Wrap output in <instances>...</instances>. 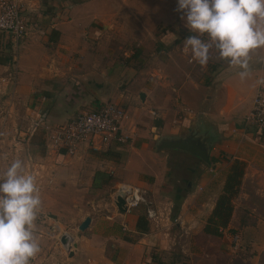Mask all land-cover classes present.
Listing matches in <instances>:
<instances>
[{
    "label": "crops",
    "instance_id": "0c3cea01",
    "mask_svg": "<svg viewBox=\"0 0 264 264\" xmlns=\"http://www.w3.org/2000/svg\"><path fill=\"white\" fill-rule=\"evenodd\" d=\"M18 1L21 13L36 21L39 30H30L21 44L14 102H5L11 114L5 123L0 118V237L11 243L0 264H195L200 252L212 251L206 241L215 246L214 254L201 264H214L218 254L230 250L233 232L243 241L253 230L264 232L256 211L258 204L264 210V127L246 125L243 119L264 81V66L259 68L256 60L239 70L226 66L204 86L185 69L178 80L171 77L186 61L185 46L191 40H177L178 51L161 50L147 63L140 49L132 54L104 50L106 40H129L116 33L120 11L130 18L129 12L140 10L146 21L135 27L168 41L169 35L156 29L184 24L187 8L199 9V0ZM234 1L215 2L209 14L234 18L236 10H243ZM195 23L190 27L196 35ZM261 26L257 21L256 27ZM252 34L240 41L242 59L261 53ZM9 57V38L0 31V74ZM151 61L155 64L147 65ZM105 102L126 109L125 142L111 141L99 150L81 145L66 155L51 150L42 127L25 132L39 117L58 125ZM235 161L243 174L230 221L221 236L207 234L203 227ZM45 170H52L53 178L44 192L33 177ZM72 175L86 185L83 191L93 188L91 196L67 198L58 177L71 186ZM121 184L147 191L163 216L158 225L147 218L144 206L127 213L115 209L112 195ZM87 216L86 228L73 231L74 236L68 232L74 242L66 254L60 238L67 230L61 231L58 223L74 220L79 226ZM249 217L256 220L250 227L245 226Z\"/></svg>",
    "mask_w": 264,
    "mask_h": 264
},
{
    "label": "built area",
    "instance_id": "2783aa9c",
    "mask_svg": "<svg viewBox=\"0 0 264 264\" xmlns=\"http://www.w3.org/2000/svg\"><path fill=\"white\" fill-rule=\"evenodd\" d=\"M209 8L215 6L209 0H201ZM234 5L238 9L257 10L264 13V0H235ZM198 31L189 43L186 60L194 64L200 59L206 58L218 46H223L230 40V32L227 20H223L216 14H206L198 20ZM39 30L37 22L29 20L21 11L17 0H0V31L7 34L9 38L10 57L7 61V70L0 74V118L3 123L10 116L9 107L5 102L12 104L19 73V55L21 44L30 30ZM191 113L190 110H186ZM152 115L157 111L151 110ZM127 118L126 109L114 102H105L92 110H81L69 121L49 125L42 118L31 121L25 132L33 128L42 127L49 147L54 152L63 150L66 155H73L81 145H86L91 150H99L111 141L125 142L128 134L123 130V123ZM246 125H254L256 128L264 127V81H260L252 97L249 111L243 117ZM121 195L124 203V211L119 210L116 205V197ZM115 209L120 213H127L139 206L145 207L147 218L158 225L163 217L160 210L154 207L153 202L145 189L128 184L119 185L112 195ZM168 217V214H167ZM175 223L177 219L173 220ZM66 243L63 248L66 254L71 250L72 244L67 243L71 237L64 232ZM242 240L238 232L231 234L230 251L240 253ZM11 243L4 242L0 237V258L10 250ZM101 264H116L112 261H104Z\"/></svg>",
    "mask_w": 264,
    "mask_h": 264
},
{
    "label": "rangeland",
    "instance_id": "374dc122",
    "mask_svg": "<svg viewBox=\"0 0 264 264\" xmlns=\"http://www.w3.org/2000/svg\"><path fill=\"white\" fill-rule=\"evenodd\" d=\"M141 4H144L147 0H138ZM219 0H209L211 4H214L215 2H218ZM19 3V1L17 0ZM200 8L195 10L193 8H187V12L184 19V24L178 25V26H167L163 27L162 29H156V32L165 33L169 35L168 41L159 40L157 36L153 35L148 31V28L141 27V29L135 27L139 25L140 23H143L146 21V17H144L143 12H140V10H137L135 13L129 12L132 17H124L125 11H120V16L117 17V21L121 25L117 30L116 33L119 34V38L121 39V36H126L129 38L127 43L122 42H111V41H105L103 46L105 52H115V50H118L120 53L126 52L127 54H132V52L136 49H140L142 52L141 59L143 63H147L148 59H151L152 57L158 55V52L161 50H173L178 51L176 48L175 42L181 39V41H184L188 39V41L192 40L195 36V32L190 27L191 24L194 22V20L198 21V17L201 19L204 16V13H212L213 8H209L207 5H204L201 0H199ZM236 15L234 18L227 20L228 26H231V37L232 40L226 41V44L223 46H218L215 49H213V52L210 53V55L206 58L200 59L194 64H189L187 60H183L180 62L178 67V72L173 73V78L179 79L180 74L183 69H185L186 72H188L192 78V80L196 83H200L204 86L207 84H211L212 77L218 73L221 69L225 68L226 66H232L236 70H239L241 68H246L247 66H252V62L256 60L257 65L259 68L264 66V13H260L257 10L251 9V10H236ZM109 14L115 15V10H112L109 12ZM203 14V15H202ZM223 20H226L222 18ZM110 20L112 23L115 24V20H113L110 17ZM261 21L262 26L260 28L256 27V22ZM195 23V24H196ZM254 31V35L256 36L257 40H259V46L261 53L253 58H245L242 59L239 57V54L242 53V48L240 47V41L245 38L247 32L248 34H252V31ZM110 38L115 40V30L109 31ZM158 34V35H159ZM164 34V35H165ZM176 34V35H173ZM252 34V35H253ZM146 36V37H145ZM139 37V38H138ZM135 38V39H133ZM146 38V39H144ZM139 39H143L139 41ZM184 39V40H183ZM147 40V41H145ZM246 40V39H245ZM145 41V42H144ZM177 41V42H178ZM175 45V46H174ZM189 43L186 44L185 50L189 47ZM244 49V48H243ZM180 52H182L181 49H179ZM179 53V52H178ZM177 53V54H178ZM185 59V57H184ZM155 64V61L149 62L147 65ZM145 65V66H147ZM212 73V74H211ZM215 73V74H214ZM172 74V73H171ZM214 74V75H213ZM197 136V134H196ZM37 175V176H36ZM42 175H44L42 177ZM53 171L52 170H45L44 173L37 172L33 179L35 180V184L38 185L40 190L48 191L49 186L51 185V180L53 178ZM60 180L59 188L64 190L65 192H68L67 198L70 199H81L85 196H91L92 194V187H87V191H83V189L86 187V185L81 184L78 181V178L74 175L71 176V186H68L66 183L63 182L65 180L64 177H58ZM45 180V182L43 181ZM38 182V183H37ZM68 187H66V186ZM6 189V188H4ZM65 195V194H64ZM260 209L256 207V211L261 217V221H264V210L261 208L260 204H258ZM47 220L52 221L51 219L53 216L50 214L46 215ZM245 226H253L256 222L254 217H249L247 220H245ZM60 230H67V232H73L77 229H79V226L76 224L74 220L70 221L69 223H58ZM60 231V232H61ZM251 238L247 237L246 240L243 241L242 244H244L242 247V250L239 251L240 253H232L229 248H226L225 251L218 254V258L215 261L214 264H264V232L258 233L257 230L252 231ZM234 233V232H233ZM232 233V234H233ZM239 233V232H238ZM73 234V233H72ZM240 235V234H239ZM248 235V234H247ZM74 236V234H73ZM208 248L215 249V246L209 242L206 241ZM61 244V243H59ZM212 251L207 250L205 252H200V257L197 259L198 262L195 264H201L202 258L206 257L207 254H214ZM229 253V254H226ZM229 258V259H228Z\"/></svg>",
    "mask_w": 264,
    "mask_h": 264
},
{
    "label": "trees",
    "instance_id": "16d2710c",
    "mask_svg": "<svg viewBox=\"0 0 264 264\" xmlns=\"http://www.w3.org/2000/svg\"><path fill=\"white\" fill-rule=\"evenodd\" d=\"M242 174V165L235 161L226 176L223 191L217 197L214 208L203 227L205 233L221 236L222 230L227 227L233 209L232 199L238 192Z\"/></svg>",
    "mask_w": 264,
    "mask_h": 264
},
{
    "label": "water",
    "instance_id": "95a60500",
    "mask_svg": "<svg viewBox=\"0 0 264 264\" xmlns=\"http://www.w3.org/2000/svg\"><path fill=\"white\" fill-rule=\"evenodd\" d=\"M140 97H141V99H143L144 95L140 94ZM175 146L180 147V148H184L186 150L194 151L190 145L187 146V145L178 144ZM116 199H117V202H116L117 207L119 208V210L124 211V208L122 207V204L124 203L123 197L121 195H118L116 197ZM89 222H90V217H88V216L85 217L84 220L79 224V229L83 230L84 228H86L88 226ZM60 241L62 244L66 243V236H62L60 238Z\"/></svg>",
    "mask_w": 264,
    "mask_h": 264
},
{
    "label": "bare ground",
    "instance_id": "6f19581e",
    "mask_svg": "<svg viewBox=\"0 0 264 264\" xmlns=\"http://www.w3.org/2000/svg\"><path fill=\"white\" fill-rule=\"evenodd\" d=\"M73 242H74V238L72 236L67 238V243L72 244Z\"/></svg>",
    "mask_w": 264,
    "mask_h": 264
}]
</instances>
